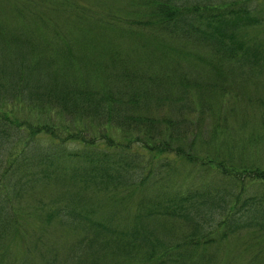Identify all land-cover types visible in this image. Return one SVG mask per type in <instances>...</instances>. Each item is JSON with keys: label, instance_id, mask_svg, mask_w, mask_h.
<instances>
[{"label": "trees", "instance_id": "obj_1", "mask_svg": "<svg viewBox=\"0 0 264 264\" xmlns=\"http://www.w3.org/2000/svg\"><path fill=\"white\" fill-rule=\"evenodd\" d=\"M147 1L146 21L138 22H143L148 34L155 37L157 47L171 52L168 68H156L149 62L145 68L141 61L122 57L99 36L90 35L94 29L88 20L102 23L101 30L116 24L127 27L131 22L125 25V20L117 18L109 21L106 14H95L91 8L70 0H55L52 5L60 10L70 5L79 13L69 34L40 15L47 43L29 30L27 18L24 20L25 4L31 5L30 0H13L15 19L0 16V264H15L6 261L9 252L2 238L11 234L24 240L26 234L13 196L20 198L29 186L50 184L63 191L50 198L48 204L52 206L40 213L39 220L48 224L58 219L64 225L95 230L93 236L84 230L78 248L63 261L56 251L51 257L45 255L48 247L43 245L46 251L41 254L47 257L44 264H69L77 258L78 264H83L81 257L87 254L86 248L104 243L105 250L115 246L118 254L128 256L137 246L145 245L147 251L140 264H212L214 259L206 246L222 243L244 230L259 232L255 238L264 239V196H243L246 179L264 182V168L230 163L218 159L217 153L198 158L183 146L195 122L189 116L193 109L190 97L202 109L212 103L215 95L225 97L226 64L264 71V52L256 44H246L240 35L244 27L264 26V18L254 15L247 6L213 5L201 0L190 4L186 0ZM75 28L76 39L70 36L75 35ZM187 44L210 52L208 59L200 57L212 72L199 71L206 80L179 71L181 60L193 55ZM166 101L175 114L160 118L155 106L159 108ZM219 127L221 120L214 129ZM117 131L125 134L116 137ZM40 134L49 135L51 141L45 144L36 140ZM72 141L78 146L69 144ZM177 141L176 147L173 142ZM100 142L106 147L102 148ZM18 144L23 146L17 152L11 151ZM136 144L150 156L136 149ZM171 153L218 171L233 182L221 179L178 194L141 193L135 201L154 164L168 167L170 163L162 160ZM90 188L104 190L111 199L124 204L123 220L130 218L134 208L132 228L119 230L112 222L97 220L90 214L92 210L84 208L87 202L81 196ZM159 217L184 228L182 239L169 243L173 245L162 251V241L151 225ZM167 230L173 234L171 228ZM38 244L24 242L29 261L31 248ZM92 264L99 263L94 259Z\"/></svg>", "mask_w": 264, "mask_h": 264}, {"label": "rangeland", "instance_id": "obj_2", "mask_svg": "<svg viewBox=\"0 0 264 264\" xmlns=\"http://www.w3.org/2000/svg\"><path fill=\"white\" fill-rule=\"evenodd\" d=\"M34 1V2H33ZM53 1L55 0H30L31 5L25 4V18L24 20L29 27V30L36 33L38 37L45 38L47 31L44 23L40 22V15L45 16L52 24H58L59 28L64 32L72 31L71 27L77 23L80 18L79 13L68 5L66 9L52 8ZM67 1V0H65ZM76 4L84 5L91 8L95 14H106L109 21L122 20L123 24L131 22L130 26L114 27L103 29L97 21L93 22L88 20L87 23L93 27L90 35H97L100 39L104 40L109 46H112L116 52L122 57H133L137 61L145 64H153L159 68H165L167 60L173 58L168 48H159L156 46L157 40L154 36L148 34L145 30V24L139 23V20L146 21L145 5L147 0H70ZM188 4L199 2L198 0H186ZM200 2H207L213 5L227 4L228 6H247L252 9V13L256 16L264 18V0H201ZM37 4V6H35ZM13 0H0V16L10 20L15 19V11L13 10ZM70 8V9H69ZM72 11V12H71ZM39 14V15H37ZM75 14V15H72ZM79 16V18H78ZM85 21L84 19L82 22ZM111 23V22H110ZM125 24V25H126ZM26 27V25H25ZM121 28V29H119ZM75 30V35H71L74 39L78 35ZM69 34V33H68ZM85 34V33H84ZM86 35V34H85ZM240 35L245 39L246 44H256L264 52V26L253 25L247 26L240 30ZM152 37V40L148 39ZM47 43V39L45 38ZM189 50L193 53L192 57L188 55V60L182 59V65L179 71L187 74L188 77H200L204 80L199 71H207L210 75V65L203 60L208 59L210 52L195 45L189 46ZM83 48L80 50L82 51ZM165 51L167 53H165ZM197 52V53H196ZM170 56V57H169ZM199 56L202 58H197ZM175 57V56H174ZM91 58L93 56L91 55ZM146 62H149L146 64ZM161 65V66H160ZM232 67V70H228ZM168 68V67H167ZM208 69V70H207ZM225 81L227 85L226 96L215 95L211 100L212 103L204 109L194 101L192 97L189 98V104L193 109L189 113L195 122L189 132L188 140L183 144L184 148L191 155L201 156L211 155L214 157L217 153L218 159H226L230 163H249V166H258L264 168V71L251 70L248 67L239 68L237 63L226 64ZM199 102V99H197ZM209 101V100H208ZM164 103L159 108L155 106V113L161 118L166 115H174L173 107L171 104ZM203 107V106H202ZM203 110V112H202ZM202 112L201 119L199 114ZM221 120L222 127L215 130L216 123ZM116 137H120L125 133L117 131ZM41 142L47 144L51 141V137L47 134H40L36 138ZM176 147L178 141L173 142ZM73 146H78L77 142H69ZM99 145L103 148L106 147L104 142ZM13 152L23 146L18 144ZM81 146V144H80ZM144 152L145 156H150L149 152L142 149L138 144L134 146ZM169 155V156H168ZM163 158V162L170 163L168 167L158 168V164H154L153 172L150 174L147 181L139 187L138 193L134 196V200L138 199V195L144 193L147 196L162 195V194H178L191 187H199L208 182H219L221 179L225 182H233L231 178H226L215 170L202 168L198 163H191L188 159L177 156L173 153L168 154ZM225 178V179H224ZM245 190L243 196L259 195L264 196V182L259 180L246 179ZM27 190L22 192L20 198L13 196V203L15 209L19 211V215L24 223L23 227L26 231L24 240H17L11 234L2 238L3 245L8 249L6 261L15 262V264H44V255L41 251L43 245L48 247L49 257L52 256V251L59 253V259L62 261L66 258L67 254L73 249H77L79 240L85 236V231L89 236H93L95 228L85 226L79 228L72 225H64L60 220L56 219L51 223L41 222L39 220L40 213L49 211L52 204H48L50 198L54 195H59L62 192L61 188L56 185L50 186H36L27 187ZM241 189V183L238 184L237 190ZM237 192V191H236ZM13 195V194H12ZM82 197H85L87 206L83 207L86 210L91 209L90 214L97 216V220L103 219L107 222H112V226L116 229H130L135 224L133 214L135 209H132L130 218L123 220L122 207L119 201H115L103 190H95L93 188L87 189L82 192ZM47 203V205H43ZM39 206V207H37ZM173 221L163 217L152 220L151 225L156 228L159 239L162 243L159 245L160 251L164 250L169 243L179 242L184 234V228L179 223H172ZM175 224V226H172ZM172 229L173 234H169ZM171 231V232H172ZM259 233V232H258ZM253 231L244 230L239 234L231 236L222 243H215L206 247L207 252L211 257L213 256L212 264H264V239L258 241L255 238ZM38 241L37 239H39ZM24 242L34 246L39 243L37 247H32L30 253L31 260L25 258ZM103 243V242H102ZM105 243L102 245L97 244V248H86L88 252L82 256L83 264H92L94 259L99 264H140L144 259L147 247L137 246L133 250L131 256L118 254V249L113 246V250H105ZM77 247V248H76ZM101 248V249H100ZM96 250V251H95ZM96 255H98L97 258ZM78 259H75L69 264H78ZM60 264H68L61 262Z\"/></svg>", "mask_w": 264, "mask_h": 264}]
</instances>
